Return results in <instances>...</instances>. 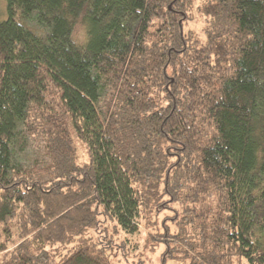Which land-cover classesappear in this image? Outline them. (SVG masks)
Instances as JSON below:
<instances>
[{
    "label": "trees",
    "instance_id": "1",
    "mask_svg": "<svg viewBox=\"0 0 264 264\" xmlns=\"http://www.w3.org/2000/svg\"><path fill=\"white\" fill-rule=\"evenodd\" d=\"M6 6L0 264H264V0Z\"/></svg>",
    "mask_w": 264,
    "mask_h": 264
},
{
    "label": "rangeland",
    "instance_id": "2",
    "mask_svg": "<svg viewBox=\"0 0 264 264\" xmlns=\"http://www.w3.org/2000/svg\"><path fill=\"white\" fill-rule=\"evenodd\" d=\"M195 2L198 4L199 0H195ZM8 15L9 12L7 10L6 0H0V20L7 18ZM193 17L194 18L186 26H190L198 30L203 23L201 22V16L199 12L197 10L195 11V9L193 10ZM77 35L80 39L84 37L83 27H78ZM137 226L138 229L135 231H129L127 229L121 228L122 237L125 238L127 242L129 253L125 256L120 250L114 249L112 256L118 264H137L139 253L143 251L141 248L145 237L143 228L138 223ZM260 234H262L261 239L264 241V230ZM159 249L157 248L156 250L149 252L148 256L153 259L151 262H148L146 257L147 255H141L144 258L145 264H159Z\"/></svg>",
    "mask_w": 264,
    "mask_h": 264
}]
</instances>
